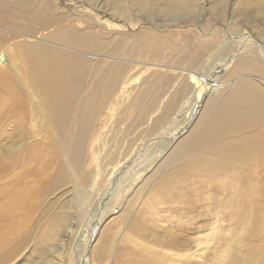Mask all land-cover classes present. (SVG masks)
<instances>
[{"label": "bare ground", "instance_id": "obj_1", "mask_svg": "<svg viewBox=\"0 0 264 264\" xmlns=\"http://www.w3.org/2000/svg\"><path fill=\"white\" fill-rule=\"evenodd\" d=\"M1 1L0 30L37 40L35 44H15L14 63L6 66L1 64H5L7 54L0 50V136L6 134L9 126L12 129L8 132L15 130L25 143L22 155L12 163L6 164L0 157V250L7 248L9 255L13 246L7 242L16 237L21 227L18 223L25 222L34 203L45 195L49 187L47 178L54 174L56 184H80L81 191L83 188L94 192L101 188L98 177L108 163L99 162L104 151L100 142L103 127L97 123L99 114L115 105L113 100L118 92L140 79L142 72L135 71L138 65L153 66L160 59L163 45L160 34L178 28L182 16L191 14L199 3L196 0H10L3 4ZM256 7L264 14L260 2ZM7 38L0 36L2 41ZM219 39L214 38L208 46H198L191 63H197L213 50ZM229 41L238 46L237 52L230 51L221 57L223 49L211 57L212 65L207 72L199 75L189 72L188 88L194 97L188 100L187 94L180 90L166 103L162 114L155 119V126L170 121L178 112L183 117L190 110L188 118L168 132L170 147L178 136L190 134L185 141L173 145L171 155L163 159L164 169L170 164L167 178L178 177L184 171L207 174L208 170L228 167L233 172L225 173L226 176L231 172L220 183L223 189L235 195V204L245 201L252 205L251 198L260 189V179L264 176V38L242 29ZM230 69L229 79L235 78L236 84L217 104L209 94L226 85L217 75L228 74ZM21 76L32 93L29 96L17 80ZM155 77L170 79L159 72ZM133 91L135 96L130 105L121 107L123 114L118 121L123 122L134 108L132 122L142 124L160 110V87L154 84L141 92L138 86ZM113 151L107 152L106 159L112 157ZM130 159L113 165L112 176L125 174L132 163ZM22 165L24 171L20 173ZM47 170L50 172L46 173ZM146 179L139 189L134 188L133 196L151 181ZM113 185L107 186L105 193ZM113 210L105 211L96 222L90 239L85 242L86 250ZM86 256L81 264H86Z\"/></svg>", "mask_w": 264, "mask_h": 264}, {"label": "rangeland", "instance_id": "obj_2", "mask_svg": "<svg viewBox=\"0 0 264 264\" xmlns=\"http://www.w3.org/2000/svg\"><path fill=\"white\" fill-rule=\"evenodd\" d=\"M8 1L1 2L4 4ZM196 2L199 3L198 7L191 14L182 16L184 18L178 21V28L173 27L166 30L169 32L165 35L160 34V42L163 43L160 46V59L153 62V66L138 65L135 71L142 72L140 79L125 91L118 92L113 100L115 105L99 114L97 123L103 127L100 130V142L104 146L99 162L102 165L108 163L98 177L101 188L94 192L83 188L79 190L81 177L77 186L76 183L74 186L72 183L56 184L54 174L47 178L50 188L34 203L25 222L18 223L21 225L18 228L20 232L7 242L13 246L10 254L7 248L0 250V261L5 260L0 264H81L86 254V264H264V176L260 179V189L251 198L254 200L252 205L241 199L244 203L235 204V195L224 190L220 184L233 172L230 168H222L220 171L214 168L208 170L207 174L195 170L184 171L178 174L179 178H167L170 164L164 169L162 163L163 159L171 155L173 145L185 141L190 134L178 136L170 147L167 137L169 130L181 125L188 118L190 110L185 111L183 117L178 112L174 118L158 127L155 126V119L180 90L183 89L181 92L187 94L188 100L194 97L188 88L189 72L198 75L207 72L212 65L211 57L223 49L221 57L230 51L237 52L238 46L231 43L229 38L238 35L242 29L253 31L257 37L264 38V14L256 7L260 2L264 8V0ZM76 17L82 19L81 15ZM4 32L8 38L6 41L0 39V50L6 52L8 58L2 66L14 63L15 44L37 43L31 37L18 36L4 30H0V36L7 37ZM214 38H220L216 47L192 64L198 46H208V42ZM141 66L144 68L140 69ZM23 69L24 66L21 71ZM158 72L169 77V81L157 79L155 73ZM231 72L230 69L228 74L221 72L217 75L226 84L217 93L209 94V98L217 104L236 84L233 81L235 78L229 79ZM225 75L228 77L225 78ZM17 80L29 96L31 91L26 80L22 76ZM154 84L160 87L159 112L152 114L142 124H134L131 116L135 109L132 108L124 121L119 122L118 118L123 114L121 107L130 105L135 96L133 88L139 86V90L144 92ZM123 94L127 97L123 98ZM8 127L7 135L0 136V157L6 164L18 159L25 148L21 136L15 130L8 132L12 129ZM111 150H114L112 157L106 159L107 152ZM136 155H139L137 161L134 160ZM128 157L133 160L128 164L125 174L112 176L113 165ZM34 166L32 163L31 167ZM21 169L20 173H23V165ZM146 178L151 181L142 187L138 195L133 196L134 188L139 189ZM110 184H114L111 186L113 190L105 193ZM174 187L177 189L173 190ZM158 189L162 192H158ZM241 205H245V208ZM112 209L114 213L104 220L99 234L92 238L86 250L85 242L90 239L94 225L105 211Z\"/></svg>", "mask_w": 264, "mask_h": 264}]
</instances>
